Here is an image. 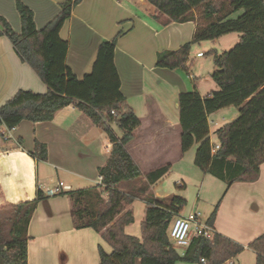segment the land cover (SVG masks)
Here are the masks:
<instances>
[{"label": "trees", "instance_id": "trees-1", "mask_svg": "<svg viewBox=\"0 0 264 264\" xmlns=\"http://www.w3.org/2000/svg\"><path fill=\"white\" fill-rule=\"evenodd\" d=\"M146 1L171 21L193 20L196 14L192 40L177 49L158 52L156 66L185 69L192 43L239 33V40L229 50L206 52L213 57L211 78L218 88L205 96L195 89L179 93L180 147L186 152L197 144L194 164L227 186L235 181L256 180L264 162V0ZM77 2H61L59 13L41 29L35 27L32 10L22 2L16 3L20 32L0 16V34L47 86L45 93L19 89L1 103L0 126L10 130L22 120L49 121L57 110L72 104L105 131L112 146L105 163L98 168L101 182L61 193L70 199L73 226L92 228L111 247L106 251L100 244L97 246L99 264H175L179 260L223 264L242 252L244 245L216 233L212 241L194 237L180 255L170 241V225L180 214L185 199L178 195L154 197L148 187L168 171L169 165L150 170L141 180L140 169L126 149L140 119L120 90L114 63L115 39L99 44L92 69L82 78H77L67 65L68 42L59 31ZM229 106L236 107L238 114L215 130L219 148L213 152L208 116ZM0 133L3 134L1 130ZM29 154L45 160L46 145L35 140ZM134 179L142 182L132 191L117 188L119 183ZM97 188L107 193V205L102 210L89 206L91 200H101ZM142 195L146 206L138 237L127 233L125 227L133 222L128 205ZM44 196L43 190L37 188L34 199L13 205L9 237L0 236V264H27L26 226ZM217 208L218 203L207 216V223L213 225ZM247 246L255 251V264H264V232Z\"/></svg>", "mask_w": 264, "mask_h": 264}, {"label": "crops", "instance_id": "crops-1", "mask_svg": "<svg viewBox=\"0 0 264 264\" xmlns=\"http://www.w3.org/2000/svg\"><path fill=\"white\" fill-rule=\"evenodd\" d=\"M63 1L0 0V16L20 32L16 3L22 2L32 10L35 27L41 29L59 13ZM195 25L196 14L193 20L171 21L146 0H78L59 31L60 37L68 42L65 61L77 78L91 71L99 44L115 39L114 63L120 90L140 119L126 149L140 169L141 180L150 170L169 165L168 171L150 184L148 190L156 198L178 195L185 199V204L188 200L183 178L192 170L197 144L186 152L181 151L178 95L195 89L205 96L216 90L218 86L211 78L213 65L206 63L203 56L210 49L218 51L211 46L216 42L233 47L239 40V33L234 32L192 43L185 69L156 66L157 53L190 42ZM19 89L45 93L47 86L0 34V104ZM237 114L233 106L210 114L209 137ZM113 128L120 135L115 125ZM0 130L3 133H0V213L14 212V204L34 199L37 188L43 190L59 180L70 189L92 187L101 182L98 168L108 158L112 144L105 131L74 105L57 110L49 121L22 120L9 131L4 126ZM35 140L46 145L45 160L29 154ZM194 166V175L202 185L210 174ZM169 179L180 189L171 193L154 190ZM141 180L124 181L117 188L125 191L122 185L126 184L130 187L127 191H132ZM97 191L102 205L99 210H102L107 205V193L102 188ZM143 196L138 198L144 201ZM207 199L211 211L218 203L212 225L216 233L244 245L242 252L224 264H244L241 254L247 250L253 252L255 263V251L247 245L264 232V162L256 180L217 185L216 192ZM133 202L127 208L132 210L134 221ZM197 204L196 198L191 211H198ZM180 215H185L183 210ZM129 225L125 227L127 233ZM26 240L27 264H99L97 246L111 250L101 233L89 227L73 226L67 194L45 195L37 202L26 226Z\"/></svg>", "mask_w": 264, "mask_h": 264}, {"label": "rangeland", "instance_id": "rangeland-1", "mask_svg": "<svg viewBox=\"0 0 264 264\" xmlns=\"http://www.w3.org/2000/svg\"><path fill=\"white\" fill-rule=\"evenodd\" d=\"M207 43L211 44V42H207ZM211 46L217 48L218 52L226 51L231 48V47H224L222 42H216L215 44ZM203 57L205 58L204 61H206V63L207 62L212 63L213 70H214L215 66L213 64V57L208 54H205ZM210 140L215 143L217 142L216 136L214 134L211 135ZM191 165H192V170H188L186 172V176H187V178L185 177L186 179L183 178L184 180H186V186L183 189H185L184 194H185V198H187L188 201L186 202L182 210L185 214L193 210L192 202L194 199L197 198L198 199V204H197L198 209L197 210L200 212L201 219H204L205 217L209 215L211 211V205L208 203L209 200L207 199L208 196L213 195L216 192L217 185L224 186L225 182L213 175H206L207 177L206 180L202 183V185H200V181H199L200 179L198 178V176L194 175V172H193L194 169L196 168L194 164H191ZM172 177L176 179V176L175 177L172 176ZM141 182H138L137 184H135L134 187L139 186ZM122 188L125 191H127V189L130 187L129 185L127 186L126 184H123ZM176 188L180 189L178 186L174 185V183L172 182V179L171 180L169 179V180H166L164 183H162L161 187L159 188L157 187L154 190L160 193H164V192L171 193V192H174V189ZM149 192H151V190ZM100 201L101 200L92 202L91 200L89 206L92 207L93 209L99 210L102 207V205L100 204ZM144 206H145V203L142 200V198L136 197L134 199V202L132 204L133 212H134V221L127 228L128 233L138 236V237H140L141 235L140 222L144 218ZM0 214H2V217H0V236H2L3 238H8L9 237L8 231L11 227V221L9 220V217H3V216L10 215L11 217L13 215V212L12 210H8V211H3ZM241 259L244 262V264H255L254 254L250 250L244 251L241 254ZM175 264H199V263L179 260Z\"/></svg>", "mask_w": 264, "mask_h": 264}, {"label": "built area", "instance_id": "built-area-1", "mask_svg": "<svg viewBox=\"0 0 264 264\" xmlns=\"http://www.w3.org/2000/svg\"><path fill=\"white\" fill-rule=\"evenodd\" d=\"M7 131H9V129H7ZM210 147L214 152L219 148V143L211 142ZM67 190H70V186L60 180L56 181L51 186L43 188V192L47 196L58 195ZM215 234L216 231L214 227L206 221H203L198 211H191L185 215L178 214L172 220L169 229L170 241L180 251V255L185 253V250L194 237H201L212 241ZM200 261L205 263L204 258H200Z\"/></svg>", "mask_w": 264, "mask_h": 264}]
</instances>
